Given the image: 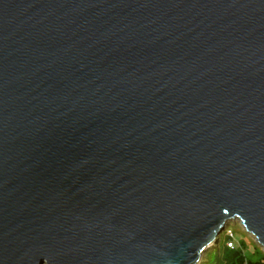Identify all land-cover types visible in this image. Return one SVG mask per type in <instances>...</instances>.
<instances>
[{
    "label": "water",
    "instance_id": "obj_1",
    "mask_svg": "<svg viewBox=\"0 0 264 264\" xmlns=\"http://www.w3.org/2000/svg\"><path fill=\"white\" fill-rule=\"evenodd\" d=\"M264 250V0H0V264Z\"/></svg>",
    "mask_w": 264,
    "mask_h": 264
},
{
    "label": "trees",
    "instance_id": "obj_2",
    "mask_svg": "<svg viewBox=\"0 0 264 264\" xmlns=\"http://www.w3.org/2000/svg\"><path fill=\"white\" fill-rule=\"evenodd\" d=\"M226 239L229 240L227 236ZM211 253V257H208ZM205 256L203 264H264V252L258 251L255 246L252 250H246L243 242L235 243L234 240L231 248L226 246L225 243L221 245L218 243Z\"/></svg>",
    "mask_w": 264,
    "mask_h": 264
},
{
    "label": "rangeland",
    "instance_id": "obj_3",
    "mask_svg": "<svg viewBox=\"0 0 264 264\" xmlns=\"http://www.w3.org/2000/svg\"><path fill=\"white\" fill-rule=\"evenodd\" d=\"M228 233L232 234V240H234L235 243L243 242L246 250H252L253 246H255L258 251L260 250L264 252L263 248L257 244L254 237L244 230V227L239 222V219L237 217H232L226 220L223 229L218 233L216 238L212 242H210L204 250H202L196 264H203L206 257L205 254L210 253L218 243L219 245L225 243L226 246H229V248H231L226 239ZM211 255L212 253L209 254L208 257H211Z\"/></svg>",
    "mask_w": 264,
    "mask_h": 264
},
{
    "label": "built area",
    "instance_id": "obj_4",
    "mask_svg": "<svg viewBox=\"0 0 264 264\" xmlns=\"http://www.w3.org/2000/svg\"><path fill=\"white\" fill-rule=\"evenodd\" d=\"M231 235H232L231 233L227 234V237L229 238V240L227 242L229 243L230 246H232V242H233V240H232L233 236H231Z\"/></svg>",
    "mask_w": 264,
    "mask_h": 264
}]
</instances>
